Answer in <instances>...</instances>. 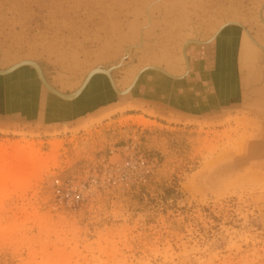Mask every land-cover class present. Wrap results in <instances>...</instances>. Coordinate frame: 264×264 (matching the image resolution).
<instances>
[{"label":"rangeland","instance_id":"obj_1","mask_svg":"<svg viewBox=\"0 0 264 264\" xmlns=\"http://www.w3.org/2000/svg\"><path fill=\"white\" fill-rule=\"evenodd\" d=\"M168 1L152 8L150 19L163 17ZM218 1L211 0L205 12L193 10L196 31L178 40L181 46L169 42L165 27L146 26L122 45L117 61L107 64H122L116 75L125 89L134 76L127 80L124 70L137 67L138 72L163 55L178 58L181 70H169L179 78L170 80V104L136 99L138 93L104 98L83 111L84 119L65 124L68 117L59 121V115L55 123L63 125L55 126L0 116V264H264V115L259 117L253 103L238 99V106L232 97L233 103L226 102L230 109L223 102L227 109L200 110L204 114L186 105L211 100L220 90L214 78L219 31L206 30L217 3L239 4L237 18L222 17L218 24L239 21L250 45L256 41L253 48L264 53V0ZM33 2L25 27L14 23L0 29V38L20 42L0 45V69L32 59L41 62L50 80L60 74L83 80L85 64L95 66L100 49L93 34L101 31L102 12L97 15L84 0ZM15 7L0 9L12 17L18 14ZM117 8L115 20L133 19L127 9ZM58 19L66 22L64 28H58ZM3 56L12 62L2 63ZM73 60L79 75L68 69ZM56 180L81 193L79 203L63 198Z\"/></svg>","mask_w":264,"mask_h":264},{"label":"bare ground","instance_id":"obj_2","mask_svg":"<svg viewBox=\"0 0 264 264\" xmlns=\"http://www.w3.org/2000/svg\"><path fill=\"white\" fill-rule=\"evenodd\" d=\"M33 1L34 0H0V7L11 5V6H16L18 8V12H17L18 14L13 15L12 17L7 16L6 11H4V9H0V29H2V26L7 28L10 24L13 25L14 23L15 24L18 23V24L23 25L25 27L26 26L25 24L27 23L30 16L32 15V10H33L32 4H34ZM164 1H166V0H127L124 2L119 1V0H113L112 2H107L106 0H84V2L87 3V5L90 4L91 6L94 7V9H95L94 13H97V15H98V13L102 12L101 15L105 17V18H101V21H102L101 31H98V32L93 34V35H95V37H96L95 39H97V41L99 43L101 41L100 49H98L99 51H97V53H96V62H94L95 66H93L92 68H89V65L85 64L86 67H84V68H85V72L87 71V76L85 78H83V80L79 79V81H78L77 78L74 77V75H71V76L67 75L66 76V74L65 75L60 74V75H55V76L53 75L54 77H51V80H50L46 76L47 74L45 75V72H46L45 67L43 68V65H41V62H39V61L27 59V60H23V62H21V60H20L18 62H15V64L12 63V64H14L12 66L16 67L15 69L19 68L23 64H30L31 66H34V67H31L32 69H30L29 67H25V66L20 67L19 72H17V73H19V76L17 77V75H15L16 78H18L17 82L16 81L10 82V84H13L15 86H17L16 83L25 85V83H24L25 79L29 78L31 80H29V79H26V80L29 83V85H31L33 83L32 76L41 77V75H43L45 77L44 78L45 80H39V84L41 85V89H39L37 87L34 90L31 89V90H33V93L32 92L30 93V97L29 98L23 97L20 101L22 103H24L26 101L28 103L29 102H36L39 105L40 101L43 100V98L44 99L48 98L47 99L48 104L56 102L55 100H57V101L62 100L64 103L63 105L65 107H67V109H68L69 108L68 106L71 104V102L76 103V102H78V100H80L79 102L81 103V106H77V108H78L79 112H83V111L88 109V106L83 104V101H85V102L87 101V103H88V101L91 97V96H89L92 93L91 83L93 84L95 81L96 82L97 81L102 82V84H104V91L105 92L108 91L110 93H113L116 96H124V95L131 96L132 93L137 94L139 92V91H135V89L139 90V87L142 86V83L144 81H146L147 76L150 75L151 72H152V74H156V75H159L161 77L165 76V75H163L164 73L165 74L169 73L168 88H169V90H171L172 86L170 84V80L171 79L179 80V78L171 75V72H170V71H172V69H173V72H179L181 70L182 62H181V60L177 61L178 58L175 59V61H173L171 59L172 60L171 61V60H168L169 57L165 58V56L163 55L162 58H159L161 61L154 62L153 64L145 66V67H143L144 69L139 70L138 72L136 71L137 67H134L131 69H129L128 67H124V69L128 68V69L124 70V74H125L127 80L134 76L131 79V82L129 83L128 87L125 89H121L122 85L124 84V83H122L123 80L119 82L117 80L118 76L116 75L117 71H118V67L122 64H120L118 67H113V68L110 67L111 69L108 68L109 65H107L111 61L112 62L115 60L117 61L122 56L123 50L125 49V48L122 49V45H124L126 47L127 42L130 41L132 38H135V35L138 32V30L140 31L141 29L145 28L146 26L150 30H157V29H162L163 27H165V30L168 31L167 33L170 37L169 42L171 41L172 43H178L179 41H181L183 38H185L186 33L194 34L196 31L195 30L196 28H195V23L193 21V15H194L193 10L199 11V13H201L202 11L205 12L206 5L211 0H169L164 6V10L162 12L163 17L160 16L154 20L150 19L152 13L155 14V10H151V9L152 8L153 9H159ZM219 1H221V0H219ZM213 2H216V1H213ZM238 3H239V1H238ZM238 5H236V7H234L232 4L229 8H225V7H223L222 2H219V3H217V6H216L217 8L215 7L216 10H214V13H213L214 15L211 16V20H210L211 23L209 24L210 26L206 30L209 31L211 29L214 31L217 29L216 31H219L218 34H216V39H218L217 40L218 46L220 45V47H218V52H220V53H217V72H216V76H214V78H215V81L219 80L220 88L218 86L217 87L220 90H218V92L213 96V99L208 100L210 104H206L204 106H203V104L206 103L205 99H196V100H193L192 103H190L191 100H189L188 102L186 101L187 102L186 105L189 106V108L193 107V109L194 108L197 109L196 111H198V112H196L195 114L203 113L200 110H205V112H206V110H208V112H209L210 108H211V110L212 109L217 110V108L222 107L223 105H226V102H232V101H230V99L232 97L234 99V100L232 99L234 102H235V100H238V99H239L238 101H240V103H242L241 101L247 102V104L245 103L247 106H248V102H249V105H250V103H253V104H251V106L252 105L256 106L255 108L258 109V113L262 112V113H260L259 117L264 115V53H258V52H256L257 49L255 48L256 49L255 50L253 48V46H255V42H256V41L253 42V40H252L253 37L252 38L250 37L252 40L251 43L253 46L250 45V43L247 41L246 37L244 36L245 34L243 35L241 32V30H243L244 27L241 23H239V21L230 22L229 20H227V21H229V23L226 25L223 23L224 25L222 27L218 24V21H217V19L219 20V18H222V17H224V19L229 18V17H236V15L239 14L238 12L240 9ZM214 6L215 5L213 4V8H214ZM117 7H123V9L125 8L124 11L127 9L126 10V12H128L127 15L129 14V15L133 16V19L130 21H127L126 23H124L123 20L121 21V19H118V17L115 20L114 16H117V15L120 16V14L115 13V10L119 9ZM11 8H13V7H11ZM8 12H9V10H8ZM202 18H204V17H202ZM196 20H197V18H196ZM61 24H63L62 28H64L66 22L61 20V19H58L57 20V26L59 29L61 27ZM14 26H16V25H14ZM218 26L220 28H217ZM72 31H76V30H72ZM216 31H215V33H217ZM2 33H3V31L0 30V36H3ZM107 34H109V36L111 35L113 38L112 39H109V38L103 39V37H105V35H107ZM140 34H142V33H140ZM77 35H78V33H77ZM189 36H191V35H189ZM145 37H147V36H145ZM72 40H73V38H72ZM87 40H89V39H87ZM141 40H140V42H141ZM196 41L197 40H195L194 43L202 44V43H199ZM41 42L43 44L45 43V41H42V40H41ZM181 43H178V46H181ZM188 43H191V42L187 41V42L183 43L184 47L187 46ZM17 44H20V42H17L15 39L7 40L5 37L0 38V45L12 46V45H17ZM34 45H37V44H34ZM112 45H115V47L118 45L117 47L120 48L121 50L119 52L117 51L118 48L113 50L114 47H112ZM63 46H65V45H63ZM68 46H73V45H67V47ZM184 47H182V48L184 49ZM80 48H81V46H80ZM138 48L135 47V49H138ZM60 49L61 48H59V50ZM65 49H67V48H65ZM131 49H132V47H131ZM139 49H141V48H139ZM145 49L146 48H143V50H145ZM49 50H50V48H49ZM72 50H74V48ZM127 50H129V49H127ZM53 51H52V53H53ZM112 52L114 54H111ZM260 52H262L261 49H260ZM60 53H61V51L59 52V54ZM4 54H5V52H4ZM34 54H36V53H34ZM45 54H46V52H45ZM71 54H73V53H71ZM62 55L65 56V53L61 54V56ZM73 55H75V54H73ZM146 55H147V53H146ZM6 56H3V58L4 57L5 58L3 59L4 61H2V63L8 62V61L11 63L12 60L15 61L14 60L15 57H17V59L19 58L18 56L15 55V53H14V55H12L13 56L12 60H9ZM31 56L32 55H30L29 57H31ZM38 57H40V56H38ZM85 57H86V55H85ZM55 59L57 60V57ZM73 59H74V57H73ZM0 60H2V56H1ZM58 60H59V58H58ZM57 61H56V63H57ZM76 62H78V60H76ZM123 62L124 61H121V63H123ZM186 62H187V59H186ZM64 63H65V61H63L62 66L64 65ZM139 63H138V65H139ZM167 63H170V64L167 65ZM54 64H55V62H54ZM69 65H70V68H68V69L71 70L70 73L79 75V72L77 73V71H75V66H77L78 64L76 65V63H74V60H73V62H71ZM90 65H93V63ZM187 65L188 66H186V71H187V67H188V72H189L190 67H189L188 62H187ZM17 66H19V67H17ZM80 68L78 67L79 70H80ZM12 70H14V69H12ZM64 72H65V70H64ZM85 72H82V73L84 74ZM242 72L243 73L245 72V73L242 74ZM46 73H48V72H46ZM67 74H68V71H67ZM13 79H15V78H13ZM75 80H76V82L73 83ZM0 81H2V80H0ZM55 81H59L58 83H60V85L57 84ZM61 83H64V84H61ZM69 83H70V87L69 86L67 87V90H68V92H67V91H65L66 84H69ZM146 84L147 85L144 84V86L142 87L143 90H141V93L143 95L151 96L153 93L155 94V92H158L157 96L163 98L164 95L161 93H165L166 90L168 92V89L164 86H159V85H156L153 83L151 84V82H147ZM102 88H103V86H102ZM0 89H1V84H0ZM221 90H222V92H221ZM53 91L56 92L57 96L54 94ZM76 95L77 96L79 95V97L75 101H70V99L68 98L71 96H72V98L74 96L77 97ZM62 96H64V97L62 98ZM40 97H42L41 100H39ZM81 100H83V101H81ZM103 100H104V98H101L99 101L95 102L94 104H99ZM95 101H96V98H95ZM223 102H225V104L220 106ZM37 104H35V105H37ZM169 104H170V102H169ZM229 105H232V104H229ZM64 106H63V108H65ZM226 106H228V104ZM232 106H234V105H232ZM173 107H175V109H176L177 106H173ZM224 107H222V108L227 109L226 107L225 108ZM189 108L187 107V109H189ZM229 109H230V107H229ZM51 111H53V113L55 115L54 117H57L60 115L58 110H56L55 108L52 109ZM55 119H57V118H55ZM261 119H262V117H261ZM241 122H243V121H241Z\"/></svg>","mask_w":264,"mask_h":264},{"label":"crops","instance_id":"obj_3","mask_svg":"<svg viewBox=\"0 0 264 264\" xmlns=\"http://www.w3.org/2000/svg\"><path fill=\"white\" fill-rule=\"evenodd\" d=\"M217 55V54H216ZM19 76V73L17 75V77ZM15 78V79H13ZM148 79H146V81H144L142 83V86L139 87V92L137 94V97H135L136 99L139 100H148L150 102H155L158 101L159 103L161 102H172L171 100V92L174 90H169L168 88V79L165 76H151V77H147ZM159 78H161L162 80H164L165 82H160L158 81ZM29 79V78H26ZM25 79V85L16 83L17 86L10 84V82H17L18 78H16V76H12L11 78H7V79H1L2 81H0L1 84V89H0V98L2 99V101L0 100V116L1 117H5V118H20L23 119L25 121H43V123H55V115L53 113V111H51L52 109H56L58 110L59 114L61 115V119L59 121H61L63 118L68 117L67 120L63 123H76L78 121H80L81 119L85 118L86 113L84 112H79L77 106H81V103L78 102H73L71 103L67 109V107H65L63 104L62 100H55L56 102L47 103V99H42V97H40L39 100L40 104L38 105L36 102H24L22 103L20 100L24 97V98H29L30 97V93H33V90L37 87L39 89H41V85L39 84L38 80H35L36 77L32 76V81L33 83L31 85H29V83L27 82V80ZM31 80V79H29ZM147 82H151V84H156L159 86H164L168 89V92L166 90L165 93H161L164 95V98H158L157 97V93L155 92V94L153 93L151 95V98L146 97L145 95L141 94V90L142 87L145 85H147ZM103 86V88H102ZM91 88H92V93L87 103V101H83V104L88 106V112L92 111L94 108V103L99 101L101 98H107V92L104 91V84H102V82L99 81H95L93 84L91 83ZM33 89V90H31ZM110 93V92H109ZM111 94V93H110ZM88 96V95H87ZM184 97V96H183ZM96 98V101H95ZM108 100L111 99L110 96L107 98ZM165 99V100H164ZM105 101V100H104ZM22 103V104H21ZM43 103V104H42ZM101 103V102H100ZM99 103V104H100ZM104 103V102H102ZM37 104V105H35ZM210 104L209 101H206V103L203 104ZM44 105V106H43ZM41 106V107H40ZM63 106L65 108H63ZM99 106H103L99 105ZM97 106V108L99 107ZM69 110V111H68ZM72 111V112H71ZM87 112V113H88ZM59 121L57 123H59Z\"/></svg>","mask_w":264,"mask_h":264},{"label":"water","instance_id":"obj_4","mask_svg":"<svg viewBox=\"0 0 264 264\" xmlns=\"http://www.w3.org/2000/svg\"><path fill=\"white\" fill-rule=\"evenodd\" d=\"M20 66V65H19ZM19 66H17V67H19ZM23 66H25V67H29L30 69H32L31 67H34V66H31L30 64H23L22 66H20V67H23ZM19 67V68H20ZM16 67H14V66H11V67H9V68H6V69H0V78L1 79H7V78H11L12 76H14V75H18V73L17 72H19V68H17V69H15ZM12 69H14V70H12ZM15 72V73H14ZM163 75H165L167 78L169 77V73L168 74H163ZM45 77L43 76V75H41V77H36V80H38V82H39V80H45L44 79ZM140 79V78H139ZM54 92V91H53ZM54 94L56 95V92H54ZM126 94V93H125ZM57 96V95H56ZM77 96V95H76ZM110 96V98L111 99H113V100H122V99H125V98H127V97H131V96H126V95H124V96H116V98H114L115 96H114V94L113 93H109L108 91H107V98ZM64 96H62V98H63ZM79 97V95L77 96V97H73L72 98V96L71 97H68L69 99H70V101H75L77 98ZM66 98V97H65ZM0 100L2 101V99L0 98ZM78 101H80V100H78ZM71 103H73V102H71ZM7 119V118H6ZM8 120H20V118L18 119V118H8ZM28 122H30V121H28ZM31 123V122H30ZM43 125H47V126H55V125H63V124H56V123H42ZM65 124H72V123H65Z\"/></svg>","mask_w":264,"mask_h":264},{"label":"built area","instance_id":"obj_5","mask_svg":"<svg viewBox=\"0 0 264 264\" xmlns=\"http://www.w3.org/2000/svg\"><path fill=\"white\" fill-rule=\"evenodd\" d=\"M55 188L57 189V191L60 194H63V198L65 197L66 199H68V201L71 199L72 202H77L79 203V201L81 200V193H77V192H73V191H67L64 189V186L62 185V183L60 182V180H56L54 182ZM65 192V193H63ZM70 200V201H71Z\"/></svg>","mask_w":264,"mask_h":264}]
</instances>
